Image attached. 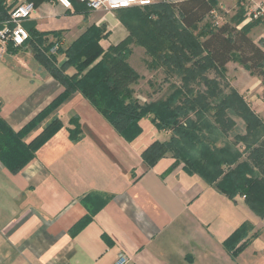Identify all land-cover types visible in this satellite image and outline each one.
<instances>
[{
  "label": "crops",
  "instance_id": "obj_1",
  "mask_svg": "<svg viewBox=\"0 0 264 264\" xmlns=\"http://www.w3.org/2000/svg\"><path fill=\"white\" fill-rule=\"evenodd\" d=\"M5 2L12 8L16 0ZM246 3L236 0L239 13L229 23L251 39L260 34L259 41L252 40L264 49L262 18L251 17ZM225 9L219 2L214 12ZM71 13L55 0H42L24 27L45 34L43 47L58 38L67 46L91 25L104 29L102 49L128 37L116 11ZM229 72L237 78L234 88L249 95L247 105L264 124L259 96L264 85L241 65ZM134 89L141 103L162 98H155L154 84ZM62 92L30 44L0 57V117L14 132ZM53 118L61 127L20 170L11 172L0 161V264H115L120 254L125 264H264V219L243 196L228 199L182 164L170 169L169 154L153 165L144 161L146 147L168 140L170 131L158 130L146 116L139 121L140 135L126 140L74 92L21 142L28 143ZM73 119L80 127L76 140L69 134ZM86 216L90 220L74 229ZM245 224L249 231L238 242L239 251L230 253L223 241Z\"/></svg>",
  "mask_w": 264,
  "mask_h": 264
},
{
  "label": "trees",
  "instance_id": "obj_2",
  "mask_svg": "<svg viewBox=\"0 0 264 264\" xmlns=\"http://www.w3.org/2000/svg\"><path fill=\"white\" fill-rule=\"evenodd\" d=\"M29 1L36 6L42 0ZM70 1L71 14L87 15L89 11L82 3ZM217 7V0H180L143 8L119 9L116 16L128 32L126 39L110 46L109 52L103 51L100 41L105 36L104 29L88 26L65 48H56L55 53H63L65 56L59 66L49 61L51 58L55 59L51 49L59 38L55 44L43 47L45 41L42 37L45 34L34 31L32 27L26 28L30 35L27 43L31 45L47 73L62 85L63 92L17 132L10 129L0 117L2 164L15 172L31 161L36 148L61 127V122L53 118L28 143L21 142L23 136L65 97L79 92L126 140L131 141L140 135L139 121L146 116L158 130L171 131L169 140L153 141L142 152L147 164L153 165L169 154L173 159L170 169L182 164L185 172L197 174L228 199L233 201L237 196H244L248 208L264 219V124L260 118L240 100L233 103L224 98L214 106H199L202 112L215 110L212 115L220 128L232 124L222 116L227 109H234V113L246 125V135L237 136L239 140L246 141V154L238 152L235 142L226 148H214L209 136L199 134L200 122L206 121L205 115L198 116L196 121H188L187 113L198 107V100L202 96L200 93L194 98L191 94L188 95L192 90L187 87L185 78L181 79L183 83L180 86L168 87V96L141 103L134 89L140 75L127 62L132 53L127 45L131 43L137 44L151 56L152 61L146 63L149 70L156 63L153 59H158L167 66L169 74L181 68L189 72L182 65L188 59L186 53H201L203 55L199 61L203 68L225 70L228 63L236 60L264 85V49L245 30H237L230 23H224L213 30L205 29L195 33L198 25ZM11 9L5 0H0V28L8 20ZM68 68L74 70L70 75L66 73ZM149 84L153 87L152 83ZM240 110L243 112L240 113ZM71 123L74 128L70 129V139L76 140L80 132L79 122L73 119ZM89 220L90 217L86 216L74 229L80 228ZM248 231V224L233 231L223 241L224 248L230 253L239 251L236 246Z\"/></svg>",
  "mask_w": 264,
  "mask_h": 264
},
{
  "label": "rangeland",
  "instance_id": "obj_3",
  "mask_svg": "<svg viewBox=\"0 0 264 264\" xmlns=\"http://www.w3.org/2000/svg\"><path fill=\"white\" fill-rule=\"evenodd\" d=\"M177 1L180 0H169V2H177ZM217 2L224 4L226 6V9L218 12L220 15L219 14L217 15V13L215 12L214 14L210 13L194 30L196 34L201 30L209 29L208 31H210L215 29L216 26H219L224 23H229V21H231L235 16H237V14L235 13H239L236 8V0H217ZM16 4L17 3H15V5ZM259 36L260 34L254 36V38L252 39L259 41V38H257ZM260 40L263 39L261 38ZM262 45H264V43H262ZM106 46H104L105 48L103 47L104 48L103 51H108V48L110 46L108 47ZM55 47L65 48L66 46L65 45L61 46L59 45V43H57ZM127 47L130 48L132 52L127 62L136 71V73L140 75V79H138L139 85L144 86L146 85V83L154 84L155 89H159L158 91H156V94L157 93L158 94L155 96V98L158 97L164 98L169 92L168 87L170 85H172L173 87H178L180 86V84L183 83L181 79L185 78L187 87L189 88V90H192L189 91L188 95L191 94V97L194 98L197 95V93H200V95L202 96L200 97V100H198L199 101L197 103L198 107L197 108L195 107L192 112L189 111L187 113L188 114L187 117H189L188 121H196L198 116L205 115L206 121L200 122V130H199L200 135L203 134L205 136H209L210 141H213L212 146L218 149L231 146V143L235 142L238 152H243L244 154H246L245 147L248 146L246 145V141H243L244 139L241 141L237 138V136L244 137L246 135V125L243 119L238 114L234 113V109H227L222 114V116L229 119L232 122V124L228 126H222L220 128L218 127V124L214 121V116L212 115V113L215 114V110H212L210 112L209 111L202 112L201 108L199 107L201 105L206 106L207 104L209 106H214L215 104H218L219 102L223 101L224 98H226L227 101L233 103H235V101L238 102L239 100L240 102L250 103V101H248L249 95H247L246 92L241 90L238 91V89L234 88L235 86L234 80H236L237 78H233L232 75L233 72L231 73L229 72V70L234 71L235 68L239 66L236 60H232L229 64V68L225 70L203 68L201 61H199L203 54L186 53L188 59L184 60L182 65L189 72H186L185 69L181 68L174 70L169 74V72L167 71V66H165L162 63V61L158 59H153V61L156 63H154L152 70L151 69L149 70L147 68L146 63L152 61V58L151 56L149 57L145 53L144 49L139 47L137 44L131 43L130 45L128 44ZM52 54L55 56V59L51 58L49 61L52 64H55L56 66H59L60 63H62V61H64L65 59L63 53H58V54L52 53ZM52 60L55 62H53ZM71 69L72 68H68L66 73L70 75L69 72ZM165 72L167 74H165ZM238 78L240 79L241 77L238 76ZM259 96H262L263 98L264 94L260 93ZM249 108L251 109L252 107ZM241 111L243 112V110H240V113ZM170 136H171V131H170Z\"/></svg>",
  "mask_w": 264,
  "mask_h": 264
},
{
  "label": "built area",
  "instance_id": "obj_4",
  "mask_svg": "<svg viewBox=\"0 0 264 264\" xmlns=\"http://www.w3.org/2000/svg\"><path fill=\"white\" fill-rule=\"evenodd\" d=\"M82 3L88 11L115 12L119 9L131 7H149L157 3H166L169 0H77ZM245 8L254 19L262 18L264 26V0H246ZM16 5L10 10L9 18L0 28V57L6 55L10 47L19 48L30 39L29 32L24 23L35 13L36 6L29 0H16ZM66 10L72 9L70 0H55ZM249 4L250 7H249ZM211 13L214 14V11ZM57 47L51 49L55 53ZM244 198V196H243ZM127 261L123 255L118 256L115 264H125Z\"/></svg>",
  "mask_w": 264,
  "mask_h": 264
}]
</instances>
